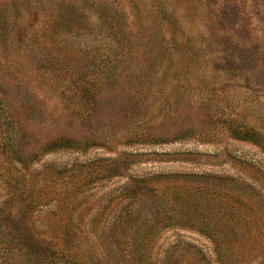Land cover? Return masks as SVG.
Returning a JSON list of instances; mask_svg holds the SVG:
<instances>
[{
    "label": "rangeland",
    "instance_id": "rangeland-1",
    "mask_svg": "<svg viewBox=\"0 0 264 264\" xmlns=\"http://www.w3.org/2000/svg\"><path fill=\"white\" fill-rule=\"evenodd\" d=\"M242 128L264 140V0H0V264H221L161 214L230 204L203 223L234 230L221 259L264 264V150ZM173 185L218 203H167ZM132 193L150 223L117 220Z\"/></svg>",
    "mask_w": 264,
    "mask_h": 264
},
{
    "label": "trees",
    "instance_id": "trees-1",
    "mask_svg": "<svg viewBox=\"0 0 264 264\" xmlns=\"http://www.w3.org/2000/svg\"><path fill=\"white\" fill-rule=\"evenodd\" d=\"M176 22V21H174ZM243 130H239V129H235L232 133L233 135H235L237 138L240 139H247L250 140L254 143H256L257 145L261 146V148L264 150V140H262L261 136L259 133H257L254 129L248 128V130H245L244 128H242ZM55 144L58 147H61L62 145H67V140L65 141H59V142H55ZM116 163V162H115ZM74 181H77L76 179ZM136 186V185H135ZM180 187V188H179ZM182 189V190H181ZM181 190V191H180ZM133 191V190H132ZM212 193V191H209L207 189H198L195 191V189L191 190L187 187H183V186H178V185H173L170 188V193L167 195L168 198H166V202H171V204H185L188 203L189 206H191L190 204H197L200 201L203 202V204L209 206L210 204H212L213 202H217V200L214 199H218L217 196H214ZM52 199H57V196H53L51 197ZM41 197L36 198L35 200H40ZM51 199H49L50 201ZM129 200H130V207H124L121 208V210L119 211V215H121L120 217H118L117 220H121L122 224L123 222L129 220L130 222L133 221H137V220H142L143 223H150L149 220L152 219V215L153 213L150 211L149 214H146L145 217H141L142 216V212L139 209V205L142 202L141 199H139V197L132 193V195H129ZM153 200V199H151ZM185 202V203H183ZM186 205V204H185ZM188 206V205H187ZM240 208L238 207H233L232 204L227 205V208L223 211H219L217 209H211V211L209 213H202L201 211H190L189 209H184V210H173V207L170 205L169 209L167 211L164 210V213H162V217L165 219L171 218L173 216H176L177 218H182L184 219L186 222H188V224H192L193 226H195L197 229H199V231H202L205 234H208L214 241H215V245H216V252H217V256L219 257L221 264H224V259H221L222 255L225 254L226 252L224 251L225 249H227V245H226V238L230 236V234H235L233 233L234 230L233 229H229L226 226L224 228H221L218 231H213L210 227H207L205 225H203V223H208L207 219H212L215 217V219H219L221 217H225L226 215L231 218H238L241 217V213H240ZM140 218V219H137ZM128 221V222H129ZM137 228V227H136ZM124 228H122L123 230ZM140 229V228H139ZM141 230V233L138 232V230H135L136 233H133L132 230V237L134 236H151L154 234V232L156 231L155 226H152L151 228H149V232L146 235L145 232ZM11 248V247H10ZM10 248L6 249L9 250ZM149 246L146 245V243L144 241H138L137 243L133 244V250L131 249V246L129 248L128 253L130 255H135L137 253H140L142 255H145L146 257L150 254L149 252ZM5 250V253H7V251ZM11 250V249H10ZM224 251V253H223ZM30 259H27L25 263L29 264Z\"/></svg>",
    "mask_w": 264,
    "mask_h": 264
}]
</instances>
